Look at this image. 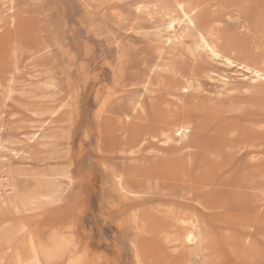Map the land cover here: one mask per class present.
<instances>
[{"label":"rangeland","instance_id":"obj_1","mask_svg":"<svg viewBox=\"0 0 264 264\" xmlns=\"http://www.w3.org/2000/svg\"><path fill=\"white\" fill-rule=\"evenodd\" d=\"M193 246L264 264V0H0V264Z\"/></svg>","mask_w":264,"mask_h":264},{"label":"crops","instance_id":"obj_2","mask_svg":"<svg viewBox=\"0 0 264 264\" xmlns=\"http://www.w3.org/2000/svg\"><path fill=\"white\" fill-rule=\"evenodd\" d=\"M140 218L142 219L141 214H140ZM191 223L194 224L193 221H191ZM194 225H196V223ZM186 231L187 232L183 236V238H185L186 241H191V239L193 238L192 232H191V230H186ZM174 239H175V237L173 236V239H171L170 242H174ZM191 256H192V258H193V256H195V257L199 256V261L196 264H222L221 261L216 260L213 257L212 251L200 249L199 254H198V252L195 250L194 246L191 250H189L188 248L178 249V254L175 257H173V259H171L170 262H168L167 264H191V260H190ZM202 258H204V260H202Z\"/></svg>","mask_w":264,"mask_h":264},{"label":"bare ground","instance_id":"obj_3","mask_svg":"<svg viewBox=\"0 0 264 264\" xmlns=\"http://www.w3.org/2000/svg\"><path fill=\"white\" fill-rule=\"evenodd\" d=\"M180 3V2H179ZM184 3V2H183ZM177 4V3H176ZM177 6V5H176ZM180 6H181V4H180ZM181 8V7H180ZM180 10V9H179ZM183 12H184V10H182ZM175 12V11H174ZM182 12V13H183ZM184 14V13H183ZM171 20V19H170ZM175 21V18H173L172 17V20L170 21V26H173V22ZM205 40V39H204ZM22 42V41H21ZM207 44V43H206ZM210 48V47H209ZM215 57V56H214ZM13 67V66H12ZM177 89V88H176ZM174 90V89H173ZM18 92V91H17ZM174 92V91H173ZM15 93V92H14ZM9 94V93H8ZM172 97V96H171ZM172 99V98H171ZM30 104V103H29ZM156 111V110H155ZM123 124H125V123H123ZM133 124V123H132ZM134 125H138V124H134ZM135 138H136V136H134ZM134 137H132L133 139H134ZM134 140H137V139H134ZM143 140V139H142ZM139 141V140H138ZM133 148V147H132ZM189 157V156H188ZM212 162V161H211ZM178 164V163H177ZM187 164V163H186ZM166 169V168H165ZM185 169V168H184ZM171 169H170V167H169V171H170ZM178 172H179V169H178ZM182 173H184V172H182ZM178 174V173H177ZM169 176L171 177V174H169ZM169 177V178H170ZM252 177V176H251ZM157 179V178H156ZM171 179V178H170ZM173 179V178H172ZM163 180H165L164 178H163ZM167 180V179H166ZM252 188V187H251ZM254 188V187H253ZM192 232V231H191ZM201 245V244H200ZM250 247V246H249ZM231 249V248H230ZM31 256H32V263H30V264H39V261H38V258H37V255L35 254V252H31ZM203 256V255H202ZM195 257V256H194ZM30 258V257H29ZM191 258H192V256L190 257V260H191ZM205 258V257H204ZM204 258H202V260H204ZM20 264V263H19Z\"/></svg>","mask_w":264,"mask_h":264}]
</instances>
